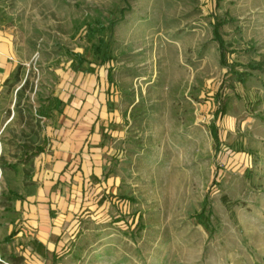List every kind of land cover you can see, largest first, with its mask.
Returning <instances> with one entry per match:
<instances>
[{
  "label": "rangeland",
  "instance_id": "374dc122",
  "mask_svg": "<svg viewBox=\"0 0 264 264\" xmlns=\"http://www.w3.org/2000/svg\"><path fill=\"white\" fill-rule=\"evenodd\" d=\"M0 10L43 49L78 44L97 62L106 52L127 113L121 183L84 206L55 264H264V0H0ZM249 64L262 72L242 84ZM22 108L39 110L29 97ZM4 115L0 264H11L18 242L4 239L18 215L1 195L8 165L30 153L28 131Z\"/></svg>",
  "mask_w": 264,
  "mask_h": 264
},
{
  "label": "crops",
  "instance_id": "0c3cea01",
  "mask_svg": "<svg viewBox=\"0 0 264 264\" xmlns=\"http://www.w3.org/2000/svg\"><path fill=\"white\" fill-rule=\"evenodd\" d=\"M41 42L0 10V121L6 113L9 123L21 121L30 153L9 168L14 175L2 193L11 195L7 203L18 215L11 264H54V251L84 206L116 192L122 180L115 144L123 139L127 113L110 75L112 60L93 61L78 44L43 49ZM27 97L38 112L22 108ZM6 101L16 110L10 104L4 110Z\"/></svg>",
  "mask_w": 264,
  "mask_h": 264
},
{
  "label": "trees",
  "instance_id": "16d2710c",
  "mask_svg": "<svg viewBox=\"0 0 264 264\" xmlns=\"http://www.w3.org/2000/svg\"><path fill=\"white\" fill-rule=\"evenodd\" d=\"M221 24H222V22L214 23V35H215L214 37H215L216 40L219 41V43H220V47L222 48V47H224V43H223V40H222V38H221V36H220V34H219V28H220ZM98 28H99L98 32H101V33H102V32L104 31V29H103L102 26H98ZM98 32H96V31H95V32H89V36H90V37H95V36H96V33H98ZM98 42H99V43H98L97 46H95L94 51H95L96 53H101V52H102L103 45L105 44V42H104V40L101 39V38L98 39ZM92 47H93V46H92ZM110 60H112L111 57L108 56V55L106 54V52H103V53H102V56H101V62H102V63H105V62L110 61ZM244 69L247 70V72H245V73H241V74H238V75H237V81L240 82V83H242V84H245V83H246V81L248 80V78H250L251 73H252L253 71L258 70V71L262 72V68H261L259 65H254V64L246 65V66L244 67ZM217 113H218V112H217ZM218 114L224 115V114H225V107H223L222 109H220V112H219ZM214 136H215L216 139H218V134H217L216 130H214ZM15 166H16V165L9 164V165H8V168H15ZM9 192H11V191H9ZM14 195H16V194L14 193ZM1 196L3 197V195H1ZM204 215H205V212L202 211V212H200V213H197L195 216H196V218H198L199 220H201L202 218H204ZM138 222H139V221H138ZM138 222H137V223H138ZM18 232H19V231H16V230H15V231H12V232L6 237V239H4V242H5V243H10V242H12V241L17 237ZM66 255H67V253H65V252H64V254H61V255H60L59 253H55V251H54V253H53L54 264L57 262V260L63 258V257L66 256ZM21 258H22V257H21ZM16 259H17V257H16ZM13 260H15V259L13 258ZM13 260H12V261H13Z\"/></svg>",
  "mask_w": 264,
  "mask_h": 264
}]
</instances>
